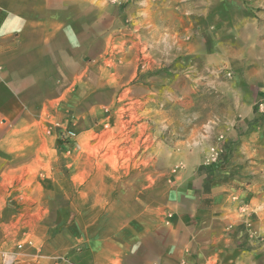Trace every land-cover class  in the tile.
<instances>
[{"label": "crops", "instance_id": "obj_1", "mask_svg": "<svg viewBox=\"0 0 264 264\" xmlns=\"http://www.w3.org/2000/svg\"><path fill=\"white\" fill-rule=\"evenodd\" d=\"M172 1L170 9L180 3L183 18L198 20L202 38L189 40L182 52L201 56L198 78L222 69L233 74L212 84L231 100L217 116L213 143L227 147L233 179L218 180L213 167L202 166L206 150L187 146L177 149L170 177L118 178L107 189L108 206L89 204L103 193L96 188L103 177H86L84 209L70 208L64 216L71 219L59 218L49 237L41 235L49 228L37 225L34 241L17 250L27 232L6 218L8 185L28 181V170L43 166L59 136L98 125L116 101L150 115L158 79L165 95L175 92L172 79L157 76L152 64L124 66L123 74L145 73L132 83L109 81V0H0V264H264V244L248 240V225L241 226L240 216L252 206L241 213L236 197L247 203L250 195L235 179L241 178L238 164L264 149V136L251 128L254 102L264 99V0ZM193 70H179L181 89H188Z\"/></svg>", "mask_w": 264, "mask_h": 264}, {"label": "rangeland", "instance_id": "obj_2", "mask_svg": "<svg viewBox=\"0 0 264 264\" xmlns=\"http://www.w3.org/2000/svg\"><path fill=\"white\" fill-rule=\"evenodd\" d=\"M109 4L110 42L106 69L109 81L116 83L128 78L132 83L145 73L123 74L124 66L130 65L132 69L133 66L152 64L153 73L172 79L175 95L173 98L165 95L164 83L158 79L156 102L149 106L152 109L150 115L148 111L138 114L136 105L116 101L113 107L104 109L103 116L107 118L98 125L73 132L72 137L59 136L54 150H46L43 166L39 164V169L28 170V181L8 185L3 202L6 218L8 222L16 221L17 231L27 232L16 244L17 250L34 241L37 225L49 228L46 233H41L44 238L49 237L59 218L61 222L71 219L64 216L70 208L72 213L84 209L85 197L81 191L86 177H103L102 186L96 187H102L103 193L89 200L95 199L93 204L104 206L107 203L108 206L111 202L108 194L112 191L107 192V189L116 188L118 178L140 174L155 177L158 182L160 178L174 174L173 165L179 159L177 149L180 147L206 150V154L211 146L218 144L213 143L216 140L213 127L216 128L217 116L229 107L231 100L212 84L229 82L233 74L228 69H222L218 74H204L200 70L201 75H209L203 81L195 71L202 62L201 56L182 54L189 40L202 38L196 30L198 20L188 22L183 18L180 3L170 9L172 0H109ZM185 66L194 70L188 76V89H181L185 81L176 75ZM171 68L177 72L170 73ZM228 72H231L230 76ZM256 101L251 128L260 130L264 136V126L254 123L259 118L264 121V112L256 111ZM56 133L59 134L58 130ZM65 140L70 142L64 144ZM260 143L264 147V141ZM220 147V162L205 165L204 154L202 166L213 167L218 180L233 179L235 173L225 166L227 147ZM249 158L238 164L241 178H235L242 183L237 186L240 191L250 195L249 200L244 203L245 198L237 196L236 199L241 202L238 206L242 208L241 213L246 212V205L252 206L247 216H240L241 226L248 225L249 228L247 239L264 244V149H256ZM217 166L225 172L219 175ZM163 205L158 202V208L163 209ZM2 258L6 262L12 261L8 254Z\"/></svg>", "mask_w": 264, "mask_h": 264}, {"label": "built area", "instance_id": "obj_3", "mask_svg": "<svg viewBox=\"0 0 264 264\" xmlns=\"http://www.w3.org/2000/svg\"><path fill=\"white\" fill-rule=\"evenodd\" d=\"M227 75L230 76L231 72H228ZM256 111L259 114H262L264 112V99L259 98L256 101ZM68 136L72 137V136H74V133L73 132H68ZM221 153H222V149H221V147L218 144L214 145V146H211L208 149V151L205 154V156H204L205 165L218 164L220 162V159H221V157H220Z\"/></svg>", "mask_w": 264, "mask_h": 264}, {"label": "trees", "instance_id": "obj_4", "mask_svg": "<svg viewBox=\"0 0 264 264\" xmlns=\"http://www.w3.org/2000/svg\"><path fill=\"white\" fill-rule=\"evenodd\" d=\"M257 121H254V123L255 124H261L262 126H264V121L261 119V118H259V119H256Z\"/></svg>", "mask_w": 264, "mask_h": 264}]
</instances>
